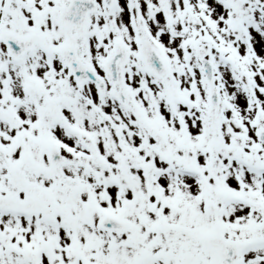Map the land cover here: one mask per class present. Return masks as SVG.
Segmentation results:
<instances>
[{
  "label": "snow or ice",
  "instance_id": "1",
  "mask_svg": "<svg viewBox=\"0 0 264 264\" xmlns=\"http://www.w3.org/2000/svg\"><path fill=\"white\" fill-rule=\"evenodd\" d=\"M0 264H264V0H0Z\"/></svg>",
  "mask_w": 264,
  "mask_h": 264
}]
</instances>
